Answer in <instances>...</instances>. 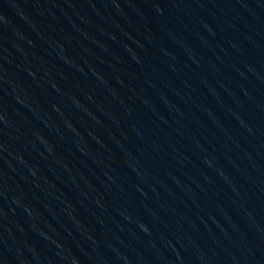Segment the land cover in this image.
<instances>
[{
	"label": "water",
	"instance_id": "95a60500",
	"mask_svg": "<svg viewBox=\"0 0 264 264\" xmlns=\"http://www.w3.org/2000/svg\"><path fill=\"white\" fill-rule=\"evenodd\" d=\"M0 264H264V0H0Z\"/></svg>",
	"mask_w": 264,
	"mask_h": 264
}]
</instances>
